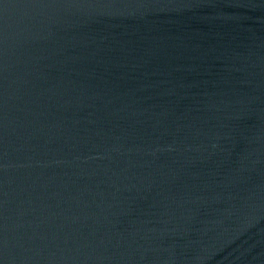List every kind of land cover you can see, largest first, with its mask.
I'll return each instance as SVG.
<instances>
[{
  "label": "water",
  "instance_id": "1",
  "mask_svg": "<svg viewBox=\"0 0 264 264\" xmlns=\"http://www.w3.org/2000/svg\"><path fill=\"white\" fill-rule=\"evenodd\" d=\"M0 264H264V0H0Z\"/></svg>",
  "mask_w": 264,
  "mask_h": 264
}]
</instances>
